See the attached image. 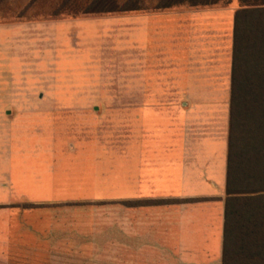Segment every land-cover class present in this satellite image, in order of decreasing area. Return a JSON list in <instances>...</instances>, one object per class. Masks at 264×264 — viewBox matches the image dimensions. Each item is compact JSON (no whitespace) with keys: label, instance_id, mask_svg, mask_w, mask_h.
I'll return each mask as SVG.
<instances>
[{"label":"crops","instance_id":"crops-1","mask_svg":"<svg viewBox=\"0 0 264 264\" xmlns=\"http://www.w3.org/2000/svg\"><path fill=\"white\" fill-rule=\"evenodd\" d=\"M231 15L230 49L223 53L217 40H207L194 71L184 53L175 76L169 67L165 76L147 71L143 79L140 63L135 83L146 87L140 95L162 96L164 90L189 99L181 124H134L133 153L117 158L114 184L132 192L135 202H166L121 208L116 221L63 199L80 185L53 160L54 139H41L44 150L25 151V142L38 138L26 139L25 124L6 114L13 97L6 86L25 65V23H0V264H110L115 256L116 264H223L230 99L191 98L231 97L235 11ZM29 154L38 161L33 170L25 169Z\"/></svg>","mask_w":264,"mask_h":264},{"label":"rangeland","instance_id":"rangeland-1","mask_svg":"<svg viewBox=\"0 0 264 264\" xmlns=\"http://www.w3.org/2000/svg\"><path fill=\"white\" fill-rule=\"evenodd\" d=\"M60 1L0 0V23H25V65L15 70L19 79L12 87L6 86L13 89L7 108L11 113L6 114L25 124L26 139L38 138L25 142V151L46 149L43 138L55 140L53 160L80 185L63 199L116 221L118 210L133 208L135 202L132 192L119 191L114 184L117 158L133 153L134 124H181V108L189 99L166 95L164 90L162 96L140 95L146 88L135 83L140 63L143 79L147 71L165 76L169 67L175 76L181 72L183 53L189 57L190 70L199 67V51L207 40H217V49L225 53L232 42L231 14L241 3L156 9L159 0H142L143 9L137 11L54 15ZM183 45L188 47L184 50ZM226 114L228 123L229 109ZM37 162L27 155L25 169H35ZM124 175L132 178L133 172L125 170ZM113 226L110 234L116 239ZM111 252H116V241H111ZM110 264H116V256Z\"/></svg>","mask_w":264,"mask_h":264},{"label":"trees","instance_id":"trees-1","mask_svg":"<svg viewBox=\"0 0 264 264\" xmlns=\"http://www.w3.org/2000/svg\"><path fill=\"white\" fill-rule=\"evenodd\" d=\"M231 0H159L156 9ZM234 19L223 264H264V0H238ZM143 9L142 0H61L54 15ZM166 200L132 202L133 206ZM26 207H35L27 204Z\"/></svg>","mask_w":264,"mask_h":264},{"label":"water","instance_id":"water-1","mask_svg":"<svg viewBox=\"0 0 264 264\" xmlns=\"http://www.w3.org/2000/svg\"><path fill=\"white\" fill-rule=\"evenodd\" d=\"M8 113L10 114V113H11V111H8Z\"/></svg>","mask_w":264,"mask_h":264}]
</instances>
